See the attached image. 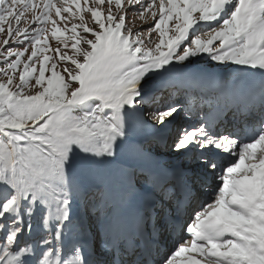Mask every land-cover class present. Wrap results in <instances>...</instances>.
<instances>
[{
  "label": "snow or ice",
  "instance_id": "6c2138e0",
  "mask_svg": "<svg viewBox=\"0 0 264 264\" xmlns=\"http://www.w3.org/2000/svg\"><path fill=\"white\" fill-rule=\"evenodd\" d=\"M182 91L208 112L186 123ZM151 134L179 169L130 143ZM125 147L136 167L105 177ZM37 212L39 253L17 246ZM170 228L190 240L161 254ZM0 264H264V0H0Z\"/></svg>",
  "mask_w": 264,
  "mask_h": 264
},
{
  "label": "rangeland",
  "instance_id": "374dc122",
  "mask_svg": "<svg viewBox=\"0 0 264 264\" xmlns=\"http://www.w3.org/2000/svg\"><path fill=\"white\" fill-rule=\"evenodd\" d=\"M82 3H83V0H82ZM83 15L85 17V21L88 22V23H91L90 14L89 13H83ZM29 16H30V14H29ZM74 22L79 23V18L77 17ZM126 23H128L129 26H139V25L142 24V21L138 18V16H135L132 13H129L128 14V18L126 20ZM145 28H147V25H145ZM206 31H207L206 28H202L201 29V34H203V32H206ZM49 35H50V33H49ZM50 42L52 44V47L55 48L56 42L55 41H50ZM193 60H194V63H200V65L203 68H206V69H214V68H216L213 65V62H211L205 56H201L199 59L193 58ZM152 91L155 92V88H153ZM162 95H163L164 99H167L168 92H164ZM178 98L181 100L182 103L185 104L186 108H191L192 109V111L189 114L191 120L185 121L186 123L187 122H191L193 118H194V120L197 119L202 114V112H204V110H205V107L201 103L200 97L197 94H195V93H192V96L190 98H186L185 93L182 91L179 94ZM164 99H162L160 101V103H163ZM154 106L155 105H153V107ZM146 108H147V106H146ZM226 122H230V120L226 119ZM172 131H173V129L170 127L169 129L164 131V135L166 137L170 136ZM144 144H145V146L148 149L151 150L153 156L161 157L162 160L166 163V165L168 167L169 166L173 167V166H176V165L181 167V160L177 156L173 155L170 152V150L165 146V144L163 142L157 140L155 138V134H151V136L148 137L147 141ZM154 152H156V153H154ZM118 168H119L118 164L114 163V167H113V169L112 168L111 169L114 170L115 173L114 172L110 173V175L108 177L111 178V177H115L116 175H118L119 174ZM133 179H134V182H135V186L138 187V189L142 190L144 187H147L146 182H145V178H144L143 175L140 174L139 171L136 172V175L133 177ZM97 183H100V184L103 185V183H101L100 181L97 182ZM102 190L103 189H102L101 186H100V189H97L95 187H85L84 193H82L81 197L78 200V210L82 214L85 213V205H86V203H88L92 199L93 194H95L97 199H99V196H100V193H101ZM104 211H107V209H105ZM102 214L103 213H97L96 215H91L90 212L88 214H86L87 215L86 216V221H88V225H89L88 229L90 230V233L94 236V239H95V233L98 230L97 216L102 215ZM39 215H40L39 212H37V215L33 218V232H32V234L29 235L27 233V231H25L23 234L20 235V237L18 239L19 241H17V246L18 247L25 246V245H22V244L29 242V244L37 246L36 247L37 253H39L41 251V249L38 246V237H39V234L41 233V228H40V224H39ZM172 244H173V242H172ZM167 246L168 247H164L163 249H162V246H160V253L161 254L163 252H166V251L169 250V245H167Z\"/></svg>",
  "mask_w": 264,
  "mask_h": 264
},
{
  "label": "bare ground",
  "instance_id": "6f19581e",
  "mask_svg": "<svg viewBox=\"0 0 264 264\" xmlns=\"http://www.w3.org/2000/svg\"><path fill=\"white\" fill-rule=\"evenodd\" d=\"M191 67H194V68H200V63H193L192 64V66ZM233 67H236V66H234L233 65ZM221 73V72H220ZM199 93V92H198ZM198 96L201 98V102H202V104H203V106L204 107H206V106H208L207 105V102H206V100L200 95V93L198 94ZM191 120V119H190ZM192 121H194V118L192 119ZM191 121V122H192ZM243 117H240V118H238V119H232V120H230V122H223V123H220L218 126H217V130L218 131H220V130H224V131H236L237 130V128H239L240 127V125L241 124H243ZM249 124L251 125V126H254L251 122H249ZM151 135H148L147 137H140V136H136V137H133L132 138V140H134L135 142H137V141H140L141 139H143V142H145V141H147V139H148V137H150ZM154 153H156V152H154ZM153 158H156V159H161V164H163V163H165L163 160H162V158L161 157H158V156H153ZM114 163L115 164H118V171L120 172V170H122V169H128L129 171H131L133 168H135L136 167V165L133 163V162H127V161H120L119 159H117L116 161H114ZM114 163H112L111 165H108L106 168H105V172H104V175H105V177H108L109 175H110V173H115V171L114 170H112L113 169V167H114ZM112 168V169H111ZM178 168H180L179 166H178ZM117 171V170H116ZM137 172H138V170H137ZM97 182H99V181H97ZM96 182V183H97ZM100 186L102 187V189L104 190V186L102 185V184H100ZM137 188V190H139L138 189V187H136ZM202 197V196H201ZM206 199H208V196L207 195H204V197H203V201L204 200H206ZM199 200V199H198ZM190 208V207H189ZM189 208H187V209H189ZM87 216V215H86ZM184 219H186V216L185 217H181V222L184 220ZM87 224H88V221H87ZM89 228V227H88ZM91 228V227H90ZM88 234H89V236L91 235V233H90V230L88 229ZM181 235L182 234H184V232L182 233V231H181V233H180ZM19 241V240H18ZM22 241V240H21ZM20 241V242H21ZM165 241V240H164ZM26 244L28 245L29 244V242H27V243H23L22 245H25L26 246ZM161 245H163V243H161ZM123 258L124 259H128V257H127V254L124 256L123 255Z\"/></svg>",
  "mask_w": 264,
  "mask_h": 264
}]
</instances>
